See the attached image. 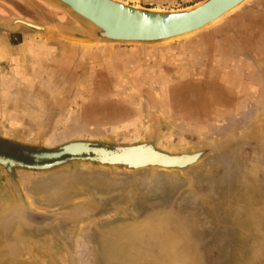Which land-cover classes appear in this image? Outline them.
<instances>
[{
	"label": "rangeland",
	"instance_id": "1",
	"mask_svg": "<svg viewBox=\"0 0 264 264\" xmlns=\"http://www.w3.org/2000/svg\"><path fill=\"white\" fill-rule=\"evenodd\" d=\"M125 1L178 9L201 0ZM12 16L45 26L77 25L43 0H0V18ZM27 39L37 44L31 50L56 53L50 59L43 53L36 56L44 66L35 76L34 56L25 62L29 70L20 66L24 56L15 58ZM1 50L10 54L0 64L2 151L53 150L74 140L119 145L150 139L168 153L212 151L185 172L132 170L71 156L51 169L15 167L13 177L0 165V264H264V0H250L207 30L157 46L109 49L21 26L0 29ZM150 53L168 62L156 68ZM245 55L254 61L248 64L251 70L259 65L250 70V97L233 92L213 75L217 57L237 60ZM183 57L190 64L186 67L201 59L185 84L177 78L176 66ZM67 60L68 69L55 66ZM230 62L229 75L238 76L236 62ZM225 66L217 69L218 75L225 74ZM154 74L164 87L159 78L143 80ZM232 79L244 83L243 78ZM120 89L132 96L124 103L136 119L123 130L117 125ZM163 89L171 97L166 113L158 99ZM93 149L105 157L121 150ZM141 153V159L155 158L149 149ZM29 211L35 222H44L46 215L52 219L34 223ZM179 241L187 255L181 263L174 250Z\"/></svg>",
	"mask_w": 264,
	"mask_h": 264
},
{
	"label": "water",
	"instance_id": "2",
	"mask_svg": "<svg viewBox=\"0 0 264 264\" xmlns=\"http://www.w3.org/2000/svg\"><path fill=\"white\" fill-rule=\"evenodd\" d=\"M43 1L65 11L77 22V25L45 26L18 16H12L11 18H0V29L16 31L23 26L69 42L104 46L109 49L115 45L157 46L207 30L216 23L228 18L250 0H201L199 2H202V4L198 7H192L195 3L184 8L171 10L142 7L129 4L123 0H94V2L89 0ZM191 7L192 9H189ZM79 145H90L92 148H103L108 151L121 150L119 155L111 154L105 157L99 156L96 149L74 151L73 147ZM147 149L155 155V158L146 156L140 158L143 156L141 152ZM210 151H212V148L184 153H168L157 148L152 139L119 145L89 140H74L56 149L40 152L41 154L53 153V155L31 154L35 162H38L35 165L25 164L1 155L0 165L4 166L10 176L13 177L15 167L38 170L51 169L70 161V158L61 160L62 157L71 156V159L80 158L104 166H119L132 170L157 167L185 172ZM83 155L86 156L82 157ZM181 159L188 160L186 163H181ZM51 160L55 161L39 164L41 161ZM30 213H33V211L27 213L28 219L37 224L52 219L50 215H46L44 222H35L29 217ZM183 243L181 241L174 243L176 261L180 263L187 260L183 247L185 243Z\"/></svg>",
	"mask_w": 264,
	"mask_h": 264
},
{
	"label": "crops",
	"instance_id": "3",
	"mask_svg": "<svg viewBox=\"0 0 264 264\" xmlns=\"http://www.w3.org/2000/svg\"><path fill=\"white\" fill-rule=\"evenodd\" d=\"M33 47V46H37V44H36V42L34 41V40H32V39H27V40H24L20 45H19V48L22 46V47H26V48H28V46L31 48V46ZM29 48V49H30ZM40 49H33V50H25V52L24 53H22V55L20 56V57H22V56H24L25 58H24V60H20V63H21V67L22 66H24V67H22V68H26L27 70H29V68H27V65H25L26 63H25V60H26V62L27 61H29V57H31V56H34V63H33V69H32V74H33V76H35V72H37L36 71V69L37 70H40L41 69V67L42 66H44L43 64V62L42 61H37V60H35V58H36V56L37 55H39L40 56V51H39ZM45 51L46 52H44L43 54H44V56H46L48 59H50V58H53V57H56V53H53L52 52V50H50V49H45ZM6 53L8 52L9 53V51L8 50H6L5 51ZM7 53V55H8V57L10 56V54H8ZM67 53H69V55H72V50L70 49V50H68V52ZM18 54V53H17ZM15 55V58H19V55ZM30 54H32V55H30ZM151 54V53H150ZM14 56V55H13ZM13 56H11V57H13ZM18 56V57H17ZM38 56V57H39ZM40 57H43V56H40ZM66 59H67V57L66 56H64ZM153 57H156V59H155V61H154V64L156 65L155 67L157 68V67H159V64H164V63H167L168 62V59L167 60H165V57L164 58H160V55H157V54H151V58L150 59H154ZM243 57V59H240V58H237V60H236V58L235 59H233L232 60V57H217L216 58V60H215V68H214V73H213V75H214V77L215 78H217V76L219 77V78H223V81H222V83L225 85V87H228V88H230L231 90H233V92H235V93H238V92H241V94H243V93H245L248 97H250L249 95L251 94V92H252V90L250 89L249 90V87L251 86V88L254 86V83L252 84L250 81H249V76H250V72L253 70H251V68H253L252 66H253V59H251L249 56H247V55H245V56H242ZM159 58H160V60H159ZM230 58V59H229ZM20 59V58H19ZM201 59H199L198 58V60H194V61H192V63H191V65L193 66V67H191V66H187L186 67V65H190L189 64V61H186V58L185 57H183V58H181V59H179V58H177L176 59V66H179L180 67V70H178V75H177V78L179 79V81H181V82H183L184 84L186 83V80L187 81H189V79L191 78V76L192 75H190V71H192L191 69H193V70H195V62H198L199 63V61H200ZM235 61L236 62V66H237V68L238 69H236L237 70V75H238V72H239V75L238 76H232V75H229V70H228V68H230V66H231V62L230 61ZM224 62L226 63V66H225V68H224V71H222V73H225V74H220V75H218L217 74V69H220V67H221V65H223L224 64ZM252 63V66L251 67H249V63ZM255 64H257L258 65V63L256 62ZM262 63L260 62V65H261ZM58 65V66H57ZM57 65H55L56 67H59L60 69H68L69 68V66L71 65V63L67 60L66 61V63L65 64H60L59 63V61H58V63H57ZM137 65H139L137 62L135 63V66H137ZM200 65V64H199ZM37 66V68H35ZM247 66V67H246ZM154 67V68H155ZM260 67H263V65L262 66H260ZM256 68L257 69H259V65L258 66H255V69L254 70H256ZM35 69V70H34ZM198 69H199V66H198ZM263 69V68H262ZM251 70V71H250ZM253 70V71H254ZM56 71L57 70H55V68L54 67H52V79H55L56 80V77H57V73H56ZM158 72V71H157ZM151 74V73H150ZM231 74H232V71H231ZM157 74H154V75H152L151 77H147L148 79H146V77L145 78H143V80H149L148 82L149 83H151V82H153L154 80H156L157 78H159V77H157L156 76ZM168 76H170L168 73H167V78H164V81H166L167 79H168ZM194 76H195V74H194ZM263 77V76H262ZM229 78H231L230 80H229ZM232 78H236L235 80H237V78H243V80H244V83L242 82L241 83V85L240 84H238L237 83V81H235L234 83H233V79ZM248 78V81H245V79H247ZM152 79H154V80H152ZM159 80H160V83L162 82L161 80H162V78L160 77L159 78ZM162 82L161 83V85L164 87V84H166L165 82ZM0 82H1V80H0ZM240 82V81H239ZM152 85V84H151ZM166 87V86H165ZM0 88H1V85H0ZM248 90H247V89ZM255 89H256V91H253V92H257V94L259 93L258 91H257V89H258V86H256L255 87ZM127 95V96H126ZM126 95H125V93L120 89V93L117 95V97H116V99H118V101H119V105H117L116 106V108H118V117H120L119 118V124L117 123V125H118V127H119V129L120 130H123V129H127L128 127H131V126H133L134 125V122L133 121H135L136 119H132V117L128 114V111H129V106L128 105H126V103H124L125 101H128V100H133L132 99V96L131 95H129L128 93H126ZM126 96V97H125ZM171 97H170V93H169V91L168 90H165V89H163V91L162 92H160V95H159V101H160V103H161V110L164 112V113H166V111H167V106H166V104L168 103V101H169V99H170ZM232 99V98H231ZM223 110H225V109H223ZM126 113V114H125ZM129 119H131V121H129ZM114 124H116V122H113Z\"/></svg>",
	"mask_w": 264,
	"mask_h": 264
},
{
	"label": "flooded vegetation",
	"instance_id": "4",
	"mask_svg": "<svg viewBox=\"0 0 264 264\" xmlns=\"http://www.w3.org/2000/svg\"><path fill=\"white\" fill-rule=\"evenodd\" d=\"M11 150H13V152H10V154L8 153V151H2V149L0 150V155L1 156H5V157H9L12 158L16 161H21L24 163H30V164H34V163H38L35 162L34 158L31 156V154H36L42 151H37L31 148H25V147H11ZM17 149V150H16ZM41 163V162H39Z\"/></svg>",
	"mask_w": 264,
	"mask_h": 264
},
{
	"label": "bare ground",
	"instance_id": "5",
	"mask_svg": "<svg viewBox=\"0 0 264 264\" xmlns=\"http://www.w3.org/2000/svg\"><path fill=\"white\" fill-rule=\"evenodd\" d=\"M90 2H94V0H89ZM125 1V0H124ZM34 2V1H33ZM202 4V2H198V3H196L194 6H192V7H198V6H200ZM163 7V6H162ZM175 7V6H174ZM192 7L191 8H189V9H192ZM155 9H158L159 10V8H155ZM173 9V8H172ZM165 10H171V9H165ZM36 23V22H35ZM35 40V39H34ZM31 46V45H30ZM41 47V46H40ZM29 46H28V48H26V47H20V49L18 50V55H19V57L22 55V53H24L25 52V50L27 49V50H29ZM33 48V47H32ZM31 48V49H32ZM42 48V47H41ZM36 49V48H35ZM40 51V54L41 53H44V52H46L45 51V49H40L39 50ZM45 54V53H44ZM30 55H32V54H30ZM7 59H8V55H7V53L5 52V50H1L0 51V64H2V63H5L6 61H7ZM18 59V58H17ZM24 60V59H23ZM26 62V61H25ZM12 68V67H11ZM17 69V68H16ZM21 70H23V69H21ZM24 71V70H23ZM16 79V78H15ZM17 81V80H16ZM0 85H1V82H0ZM77 147V146H76ZM81 147V146H80ZM78 148L79 150L81 149V148ZM173 148V147H172ZM86 149H93L92 147H87ZM17 150V149H16ZM110 152V151H109ZM114 153V152H113ZM120 153V152H119ZM40 154V153H39ZM49 153H47V155H48ZM110 155H111V153H110ZM145 155V154H144ZM100 156V155H99ZM148 156V155H147ZM30 216V215H29ZM34 216V215H33ZM44 220V219H43ZM35 221V220H34ZM39 222V221H38Z\"/></svg>",
	"mask_w": 264,
	"mask_h": 264
}]
</instances>
